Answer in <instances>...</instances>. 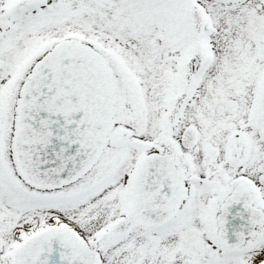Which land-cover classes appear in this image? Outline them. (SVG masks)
I'll use <instances>...</instances> for the list:
<instances>
[{
	"label": "snow or ice",
	"instance_id": "6c2138e0",
	"mask_svg": "<svg viewBox=\"0 0 264 264\" xmlns=\"http://www.w3.org/2000/svg\"><path fill=\"white\" fill-rule=\"evenodd\" d=\"M0 264H264V0H0Z\"/></svg>",
	"mask_w": 264,
	"mask_h": 264
}]
</instances>
